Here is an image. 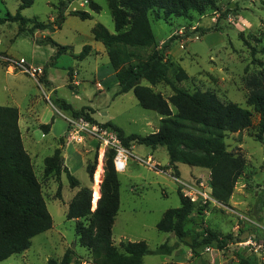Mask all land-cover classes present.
I'll return each mask as SVG.
<instances>
[{
  "label": "rangeland",
  "instance_id": "rangeland-1",
  "mask_svg": "<svg viewBox=\"0 0 264 264\" xmlns=\"http://www.w3.org/2000/svg\"><path fill=\"white\" fill-rule=\"evenodd\" d=\"M84 1L71 0L67 3L68 0H34L20 14L26 19L42 23L55 21L60 8L66 3L67 6L65 20L59 29L53 32L37 30L30 34L31 24H27L25 30L20 32L18 22L3 21L7 14H16L19 1L0 0V104H14L22 108V111L33 104L34 113L42 114L45 121L43 124L51 125V131L47 134L34 126L29 136L25 134L27 124L24 119L22 142L31 158L35 177L52 218L51 228L32 238L29 249L0 261V264H46L48 260L59 263L69 250L73 253L70 264H93L90 252L79 245L75 233L77 221L68 220L66 211L70 200L80 188L92 186L93 178L89 179L86 164L93 162L96 157L95 170L100 160L103 169L104 159L93 140L86 138L79 144L68 139L66 118L72 115L59 104L60 99L75 110H92L95 123L111 121L127 134L145 136L158 125L157 114L143 109L132 92L115 95L117 89L110 85L111 75L106 68L108 58L105 49L100 42L93 40L91 31L100 23L114 33L108 0H87L89 4L80 7L79 3ZM91 3L99 5L98 13L91 11ZM215 5L216 10L206 8L202 13L190 11L186 16L171 17H164L160 11L152 9L148 12V19L157 43L162 40L166 42L173 35L183 45L179 54L181 59L172 62L175 67L180 64L188 78L175 82L177 87L188 92L209 90L221 101L238 104L251 112L248 128L224 136L226 149L244 157L245 169L235 184L228 204L214 206L202 205L200 200L191 202L194 211L184 226L189 237L179 241L174 235L159 232L156 225L165 211L180 207L178 188L185 194V187L178 183L180 179H173V170L166 171L169 157L165 147L159 146L153 151L144 145H134L132 156L146 158L147 154L153 152L152 158L162 171L150 169L130 157L125 172L118 173L120 206L112 228L113 245L119 248L121 241H144L150 250H155L164 242L173 247L169 255L145 256L144 264H210L211 256L204 253L203 248L196 245L198 255H195L190 246L194 241H201L200 236H204L205 230L231 236L230 242L219 249V253L213 254V264H231L238 261L239 256H249V252L240 246L249 235L264 241V232L247 221L249 219L264 225V135L262 140L257 138L259 116L246 103L248 91L245 87V79L257 70V66L252 64V53L255 59L264 62V0H215ZM75 12H87L91 18L81 20L73 15ZM209 27H215L218 31L204 35L195 32L196 29ZM46 37L60 46L70 47L56 59L48 61L46 69L56 88L54 96L49 94L46 73L33 81L28 74L13 68L11 63V60H16L29 65L49 60L56 48L49 44H37ZM174 44L172 47L177 45ZM85 45H93L94 50L85 59L79 60L77 56ZM99 50L102 54H97ZM148 52L146 50L141 54L144 57ZM173 69L170 67L167 74L171 80ZM76 73L80 86L71 84L69 87L68 74L72 77ZM96 87H103V91L98 92ZM152 88L165 98L172 94L170 87L163 83ZM56 149L64 152L65 162L62 164L65 163L70 173L80 182L78 188L71 189L64 174L60 176L59 183L54 176H44V159ZM179 170L180 181L209 191L208 170L185 164H180ZM58 184L59 197L56 195ZM92 207L91 196V210Z\"/></svg>",
  "mask_w": 264,
  "mask_h": 264
},
{
  "label": "trees",
  "instance_id": "trees-1",
  "mask_svg": "<svg viewBox=\"0 0 264 264\" xmlns=\"http://www.w3.org/2000/svg\"><path fill=\"white\" fill-rule=\"evenodd\" d=\"M19 6L15 15L7 14L3 21L19 23L22 32L27 24L30 34L34 31H55L65 19L67 3L60 8L53 22L42 23L35 19H26L20 12L29 8L34 0H18ZM91 11L98 13L99 5L91 3ZM108 6L114 24V33L109 32L102 24L92 28L93 39L100 42L106 52L114 71L117 95L132 92L138 104L145 110L155 112L159 117L157 131L141 136L130 134L124 136L122 130L109 123L104 127L113 129L126 148L131 145H144L152 149L165 147L173 176L178 178L176 164H185L209 171V187L211 196L219 203L228 204L237 180L245 169V159L226 149L224 136L226 133H240L251 124V112L232 102L221 101L209 90L188 92L175 85L188 78L186 72L178 65L174 66L169 56L172 43L177 37L171 36L160 47L153 34L148 12L152 9L160 11L164 17L186 16L188 12L202 13L206 8L216 10L215 0H108ZM73 15L81 20L90 19L87 12H75ZM127 27V28H126ZM218 31L215 27L196 29V33L204 35ZM37 44H49L56 48L51 61L70 47L60 46L50 37ZM149 50L146 56L142 52ZM91 52V46L85 45L77 58L85 59ZM252 59L257 66L254 75L245 79L248 91L246 103L258 114L257 138L264 135V62ZM45 65L43 75H45ZM173 69V80L167 74ZM71 79V75H69ZM170 87L172 94L165 98L152 87L158 84ZM64 110L71 111L75 118L83 117L91 123L90 109L72 110L64 101L60 102ZM175 110V112H173ZM19 113L16 107L0 106V261L13 255L25 252L31 246L36 235L48 231L52 226V218L47 210L41 187L37 181L29 154L23 146L18 126ZM47 134L50 125H40ZM60 149L44 159L45 177L54 176L59 183L64 174L71 189L78 188L79 181L70 173L60 160ZM112 150L104 155L103 177L100 183V197L94 210H91L92 191L89 187L80 188L70 200L66 218L76 220L75 233L79 245L90 252L93 264H144L143 258L148 255H169L173 247L166 242L155 250L148 249L144 241H121L119 248L112 242V227L118 214L120 198L118 173L113 167ZM96 167V157L86 164L85 170L91 180ZM264 175V161L262 166ZM56 195L60 196V184ZM180 207L168 209L156 225L159 232L174 234L179 241L189 237L185 230V221L193 213L194 204L183 195L178 188ZM84 220L86 223H84ZM199 243L194 241L190 246L195 255V246L216 249L224 248L231 236H222L211 230ZM72 251H67L57 263L48 260L46 264H70ZM237 264H258L254 256H239Z\"/></svg>",
  "mask_w": 264,
  "mask_h": 264
},
{
  "label": "built area",
  "instance_id": "built-area-1",
  "mask_svg": "<svg viewBox=\"0 0 264 264\" xmlns=\"http://www.w3.org/2000/svg\"><path fill=\"white\" fill-rule=\"evenodd\" d=\"M89 2L87 0L84 3H79L80 7L87 6ZM182 31L179 30V34ZM0 59L2 57L0 56ZM13 68H18L25 74H28L32 79L37 81V78L43 74L42 67H34L31 65L24 64L23 61L11 60ZM68 127L67 134L68 139L76 143H83L86 138L93 140L98 145V150L102 154V159L106 151L112 150L114 152L113 156V167L117 173H124L127 168V162L132 156L128 148H126L121 139L118 137L117 133L110 127H104L102 124L91 123L84 119L83 117L75 118L70 116L66 118ZM137 162L143 163L148 167H154L153 159L148 156L146 158L135 157ZM178 183L183 185L185 188V194L191 202L200 200L202 205L212 204L214 206H221V203L217 202L212 196L211 191H204L202 189H197L186 184V182L177 180ZM202 186V185H200ZM223 207V206H222ZM247 219V218H245ZM252 225L264 232V225H260L254 221L247 219ZM240 246L244 250H247L251 256H254L258 264H264V241L257 239L255 235H249V237ZM204 253H208L211 256L210 264L214 263V253H219V250L208 246L204 248Z\"/></svg>",
  "mask_w": 264,
  "mask_h": 264
},
{
  "label": "crops",
  "instance_id": "crops-1",
  "mask_svg": "<svg viewBox=\"0 0 264 264\" xmlns=\"http://www.w3.org/2000/svg\"><path fill=\"white\" fill-rule=\"evenodd\" d=\"M65 20V19H64ZM94 40V39H93ZM95 41V40H94ZM164 41L165 40H162V41H160L159 43H160V45H159V47L164 43ZM175 44H177L176 46H174V47H171L170 48V50H169V56H170V58L172 59V60H174L175 61V59H177V60H180L181 58H180V50H182V44L181 43H179V41H175L174 42ZM174 44V45H175ZM36 45V44H35ZM37 46H39V45H37ZM41 47V46H40ZM94 50V46L92 45L91 46V51H93ZM104 52H105V50H104ZM91 53V52H90ZM90 53H89V55H90ZM97 54H102V51H98L97 52ZM105 54H106V52H105ZM107 56V55H106ZM51 57V56H50ZM108 58V57H107ZM48 61H50V58H49V60H43V62L42 63H40V64H29V65H31V66H34V67H44L45 65H47L46 66V68L48 67ZM177 62V61H176ZM178 64H179V62H177ZM179 66H180V64H179ZM181 67V66H180ZM106 68L108 69V74L109 75H111V78H110V85L112 86V87H115L117 90H116V93H115V95H117V92H118V86H117V84H116V78H115V74H114V71H113V69H112V67H111V65H110V63H109V60H108V63L106 64ZM182 68V67H181ZM183 69V68H182ZM184 70V69H183ZM48 70L47 69H45V73H46V81H47V87L49 88V94H51V95H55V93H56V88L53 86V81L51 80V77L49 76V74H48V72H47ZM70 71V70H69ZM68 71V72H69ZM185 71V70H184ZM186 72V71H185ZM77 76H78V74L76 73V74H74V76H72L71 77V79H69V76H68V86L70 87L71 86V84L72 85H75V86H80V82L77 80ZM33 80V79H32ZM33 81H35V80H33ZM39 84V83H38ZM98 84V83H97ZM101 86V85H100ZM96 89H97V87H96ZM76 90V88H74V90L73 91H75ZM98 90V92H102L103 91V87H100L99 89H97ZM129 93V92H128ZM128 93H125V94H121V95H119V96H122V95H126V94H128ZM48 98V97H47ZM48 101H50L49 99H48ZM61 101H64V100H62V99H60L58 102H59V104H60V102ZM65 103H67L66 101H64ZM68 104V103H67ZM70 105V104H69ZM0 106H8V107H16L17 109H18V113H19V119H18V126H19V130H20V132H21V138H22V135H23V128H22V122H23V120L25 119L26 120V124H27V127H26V133L25 134H27V135H29V133H31L32 132V130H33V127L35 126V127H37V128H40V125H45V124H43V122H45L43 119H42V114H35L34 113V107H33V104H31L30 106H27L26 108H24V111H22V108H20L19 106H17V105H14V104H10V105H4V104H0ZM71 106V105H70ZM71 108H72V110H75V109H73V107L71 106ZM48 110V109H47ZM65 111H69V110H65ZM92 111V110H91ZM70 112V114H71V111H69ZM42 113V112H41ZM92 114L93 113H90V115H91V117L93 118V116H92ZM36 115V116H35ZM41 115V116H40ZM36 118V119H35ZM94 119V118H93ZM159 119H160V117L157 115V117H156V120H157V122H158V125L157 126H155L154 127V131L153 132H155V131H157V129H158V126H159ZM95 120V119H94ZM106 123H109V124H111L112 126H114V127H117V128H119L120 130H122L120 127H118L117 125H115L114 123H112L111 121H108V122H105V123H101V124H106ZM53 125V124H52ZM51 131V125H50V129H49V132ZM48 132V133H49ZM122 132H123V134H124V136H128V135H130V134H127L125 131H123L122 130ZM132 134H134V133H132ZM138 135V134H137ZM30 136V135H29ZM134 145H137V144H132L131 145V147L130 148H128L129 149V151L131 152V154H132V148L134 147ZM158 149V147L156 148V149H153V151H156ZM62 155H63V162H65L64 160H65V158H64V152H62ZM148 156H150L151 158H152V156H153V152L150 154H147V157ZM131 157H133L134 159H135V157H139V156H137V155H134V156H131ZM153 159V158H152ZM140 163V162H139ZM141 164H143V163H141ZM84 165H85V162H84ZM153 165H154V167L152 168V167H148V168H150V169H155V170H158V171H162V168L159 166V164H157L156 162H154V159H153ZM64 166H66L65 165V163H64ZM179 166H180V164H176V167H177V170H178V173H179V177H178V179H180L181 180V177H180V170H179ZM161 168V169H158V168ZM168 167V166H167ZM167 170L166 171H168V172H170V170H172V169H170V168H166ZM172 173V172H171ZM102 177H103V171H102ZM175 178L176 177H173V179L175 180ZM60 180H61V177H60ZM184 181V180H183ZM79 185H81L80 184V182H79ZM84 187H86V186H84ZM120 206V205H119ZM117 217V216H116ZM116 217H115V219H116ZM114 224H115V220H114ZM114 224H113V226H114ZM113 228V227H112ZM235 262H238V261H235ZM235 262H232L231 264H235Z\"/></svg>",
  "mask_w": 264,
  "mask_h": 264
},
{
  "label": "bare ground",
  "instance_id": "bare-ground-1",
  "mask_svg": "<svg viewBox=\"0 0 264 264\" xmlns=\"http://www.w3.org/2000/svg\"><path fill=\"white\" fill-rule=\"evenodd\" d=\"M102 157V154H100ZM102 161H99V164L93 174V182H92V186H91V190H92V204L93 207L92 209L94 210L97 204V201L100 197V183L102 181Z\"/></svg>",
  "mask_w": 264,
  "mask_h": 264
},
{
  "label": "water",
  "instance_id": "water-1",
  "mask_svg": "<svg viewBox=\"0 0 264 264\" xmlns=\"http://www.w3.org/2000/svg\"><path fill=\"white\" fill-rule=\"evenodd\" d=\"M66 140V139H65ZM60 160L61 162H63V155H62V152L60 153ZM171 235H174V234H171Z\"/></svg>",
  "mask_w": 264,
  "mask_h": 264
}]
</instances>
